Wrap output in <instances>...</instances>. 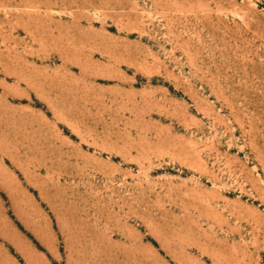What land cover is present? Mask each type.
Returning a JSON list of instances; mask_svg holds the SVG:
<instances>
[{
	"label": "rangeland",
	"instance_id": "obj_1",
	"mask_svg": "<svg viewBox=\"0 0 264 264\" xmlns=\"http://www.w3.org/2000/svg\"><path fill=\"white\" fill-rule=\"evenodd\" d=\"M0 264H264V0H0Z\"/></svg>",
	"mask_w": 264,
	"mask_h": 264
}]
</instances>
